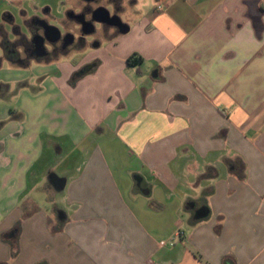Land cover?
Masks as SVG:
<instances>
[{
  "label": "crops",
  "instance_id": "crops-1",
  "mask_svg": "<svg viewBox=\"0 0 264 264\" xmlns=\"http://www.w3.org/2000/svg\"><path fill=\"white\" fill-rule=\"evenodd\" d=\"M143 8L82 52L2 62L0 264H264V0Z\"/></svg>",
  "mask_w": 264,
  "mask_h": 264
},
{
  "label": "flooded vegetation",
  "instance_id": "flooded-vegetation-1",
  "mask_svg": "<svg viewBox=\"0 0 264 264\" xmlns=\"http://www.w3.org/2000/svg\"><path fill=\"white\" fill-rule=\"evenodd\" d=\"M134 3L135 0H60V13L49 3L35 7L26 20L28 13L24 10L16 15L1 13L0 66L3 61L21 66L50 62L82 52L89 40L99 45L104 38H115L119 31L113 29L111 33L110 26H120L126 6ZM79 22L90 34L81 31Z\"/></svg>",
  "mask_w": 264,
  "mask_h": 264
},
{
  "label": "rangeland",
  "instance_id": "rangeland-1",
  "mask_svg": "<svg viewBox=\"0 0 264 264\" xmlns=\"http://www.w3.org/2000/svg\"><path fill=\"white\" fill-rule=\"evenodd\" d=\"M33 1H35V0H33ZM155 2H156V0H140V5H144L143 10L146 11V10H149L153 6V4ZM34 7H35V5H34ZM13 14L16 15L17 14V11H16V13L14 12ZM31 14L28 13V15L26 16V18H24V20L29 19V17H30ZM124 19L126 20L125 17H124ZM20 23H21V19H20ZM5 29L7 31H9L10 30V27L8 25H5ZM5 66H8V64H6ZM11 98H12L11 96H7L6 98L0 99V111H1V109H2V107L4 105L12 104L11 103ZM166 236L168 237L169 235H166ZM167 237H165V238H167Z\"/></svg>",
  "mask_w": 264,
  "mask_h": 264
},
{
  "label": "water",
  "instance_id": "water-1",
  "mask_svg": "<svg viewBox=\"0 0 264 264\" xmlns=\"http://www.w3.org/2000/svg\"><path fill=\"white\" fill-rule=\"evenodd\" d=\"M79 24L81 25V31L84 32V34H90L89 31L84 30L83 28L84 24L82 22H79ZM118 28H119L120 33L125 34L129 31V26L123 23L122 21H121V25L118 26ZM208 214H209V211L206 208H202L197 212L196 219L197 220L205 219L207 218Z\"/></svg>",
  "mask_w": 264,
  "mask_h": 264
},
{
  "label": "built area",
  "instance_id": "built-area-1",
  "mask_svg": "<svg viewBox=\"0 0 264 264\" xmlns=\"http://www.w3.org/2000/svg\"><path fill=\"white\" fill-rule=\"evenodd\" d=\"M159 9H161V7H159ZM183 237H184V232L179 231L173 238H171L170 241H162L161 246H166L167 244H169L170 246H174L176 240H180Z\"/></svg>",
  "mask_w": 264,
  "mask_h": 264
}]
</instances>
